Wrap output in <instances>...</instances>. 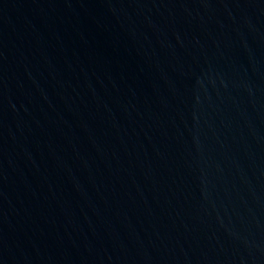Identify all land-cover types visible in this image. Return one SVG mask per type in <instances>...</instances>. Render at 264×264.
<instances>
[{
  "label": "water",
  "instance_id": "obj_1",
  "mask_svg": "<svg viewBox=\"0 0 264 264\" xmlns=\"http://www.w3.org/2000/svg\"><path fill=\"white\" fill-rule=\"evenodd\" d=\"M0 264H264V0H0Z\"/></svg>",
  "mask_w": 264,
  "mask_h": 264
}]
</instances>
